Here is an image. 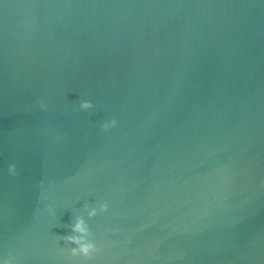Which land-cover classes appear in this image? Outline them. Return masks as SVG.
I'll list each match as a JSON object with an SVG mask.
<instances>
[{"label":"water","instance_id":"95a60500","mask_svg":"<svg viewBox=\"0 0 264 264\" xmlns=\"http://www.w3.org/2000/svg\"><path fill=\"white\" fill-rule=\"evenodd\" d=\"M105 200L88 217L84 205ZM78 215L101 246L90 259L62 239ZM10 253L16 264H264V0H0Z\"/></svg>","mask_w":264,"mask_h":264},{"label":"clouds","instance_id":"9594fccd","mask_svg":"<svg viewBox=\"0 0 264 264\" xmlns=\"http://www.w3.org/2000/svg\"><path fill=\"white\" fill-rule=\"evenodd\" d=\"M41 108L47 109L48 105L41 101ZM78 107L81 110H89L94 108L93 100L82 98L78 102ZM118 124V120L115 117H111L110 119H105L101 127L104 130H108L116 127ZM8 172L11 175L17 174V165L15 163H10L8 165ZM85 210L87 212L88 217H94L98 213L106 212L109 208L108 201L97 202L95 205H84ZM50 213L52 215L55 214L54 209L50 207ZM94 233L92 232L88 221L85 219L84 215H78L75 217L73 223L71 224V232L64 235L62 239L65 242L70 244H74L75 246L67 248L71 256L73 257H83L85 259L92 258L95 254H97L101 250V246L98 242L93 238ZM0 264H16V258L11 253L8 256L0 255Z\"/></svg>","mask_w":264,"mask_h":264}]
</instances>
